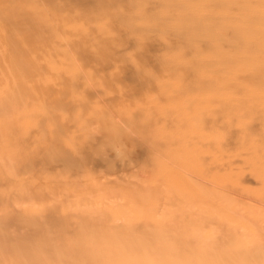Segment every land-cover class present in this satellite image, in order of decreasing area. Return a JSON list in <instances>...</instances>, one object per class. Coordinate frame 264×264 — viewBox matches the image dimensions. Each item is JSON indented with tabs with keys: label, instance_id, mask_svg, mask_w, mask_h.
I'll use <instances>...</instances> for the list:
<instances>
[{
	"label": "rangeland",
	"instance_id": "rangeland-1",
	"mask_svg": "<svg viewBox=\"0 0 264 264\" xmlns=\"http://www.w3.org/2000/svg\"><path fill=\"white\" fill-rule=\"evenodd\" d=\"M257 152L264 0H0V264L113 222L215 229L218 264H264Z\"/></svg>",
	"mask_w": 264,
	"mask_h": 264
},
{
	"label": "clouds",
	"instance_id": "clouds-1",
	"mask_svg": "<svg viewBox=\"0 0 264 264\" xmlns=\"http://www.w3.org/2000/svg\"><path fill=\"white\" fill-rule=\"evenodd\" d=\"M110 147L122 165L129 161L125 145ZM217 242L215 229L192 226L178 234L163 226L140 231L133 223L113 222L84 228L73 247L59 244L42 257L44 264H66L79 249L90 264H218Z\"/></svg>",
	"mask_w": 264,
	"mask_h": 264
},
{
	"label": "bare ground",
	"instance_id": "bare-ground-1",
	"mask_svg": "<svg viewBox=\"0 0 264 264\" xmlns=\"http://www.w3.org/2000/svg\"><path fill=\"white\" fill-rule=\"evenodd\" d=\"M247 157V156H246ZM247 159L249 160V159H251V160H249V164H253V163H258V164H264V161H263V159H264V154H259L258 152L257 153H254V155H252V157L250 158V157H247ZM254 160V161H253ZM226 161V162H225ZM226 163V164H224V165H226V166H228V162H231V160H229V157H227V156H222L221 158H219L218 156H217V164L218 163ZM244 162H245V159H244ZM247 162V161H246ZM262 171V170H261ZM263 174H259L258 175V180H260V182H261V180H264V171L262 172ZM225 178V177H224ZM225 180V179H224ZM218 182H220V181H218ZM264 182V181H263ZM217 188H218V185H217ZM221 191H223V190H221ZM225 191H227V190H225ZM228 192V191H227ZM233 194V193H232ZM236 195V194H235ZM239 196V195H238ZM257 203H260V202H257ZM218 233V232H217ZM226 242V244L225 245H228L229 244V242L228 241H225ZM218 244L219 245H221L222 244V241H220V240H218Z\"/></svg>",
	"mask_w": 264,
	"mask_h": 264
}]
</instances>
